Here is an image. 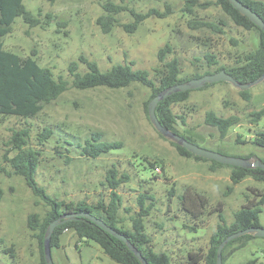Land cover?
I'll return each mask as SVG.
<instances>
[{
	"label": "rangeland",
	"instance_id": "obj_1",
	"mask_svg": "<svg viewBox=\"0 0 264 264\" xmlns=\"http://www.w3.org/2000/svg\"><path fill=\"white\" fill-rule=\"evenodd\" d=\"M103 1L24 0L27 9L49 22L31 27L21 16L16 17L12 31L2 38L4 47L23 57L35 54L42 66L52 69L55 78L63 76L71 82L69 64L79 61L80 55L96 61L102 71L114 64L132 62L134 69L148 70L157 81L156 69L163 66L158 53L166 44L172 48L166 61L177 58L181 76L204 75L206 71L213 73L219 65H236L245 53L259 45V31L237 25L214 0H198L213 3L206 8L195 6L191 13L186 10L187 0H112L140 12L151 8L165 11L171 5L168 16L152 15L133 33L120 25L103 32L97 23L104 13ZM47 13L51 14L49 19L45 17ZM116 17L121 23L133 21L129 11ZM191 20L214 22L222 31L192 28ZM208 53L215 55L217 64L209 63ZM86 70L87 66L79 61L78 71ZM249 89L250 100L244 99L241 89L227 81L193 89L186 101L173 105L179 117L176 129L201 147L227 155L264 159V146L252 142L258 133L264 132V116L257 122L251 116L253 111L264 108V80ZM150 94L151 89L139 82L121 88L78 89L70 85L58 99L44 104L35 116L0 114V264H40L39 242L36 231L29 227L28 217L30 213L43 216L47 210L23 176L7 174L12 171L6 157L13 129L30 130V146L41 151L36 178L59 199L107 202L110 193L105 183L107 170L116 165L120 172L129 173L131 179L119 188L123 197L119 211L121 224L131 228L130 215L139 210L140 193L153 195L154 199L147 201L154 202V207L146 218V229L152 247L159 253L170 254L172 264H187L190 252L207 251L210 236L220 222L219 212L231 222L235 210L250 200L258 201L260 196L254 191L264 194L263 180L247 177L233 184L230 167L211 170L210 161L181 155L171 138L162 136L145 112L144 102ZM210 110L224 117L235 114L241 120L221 137L219 130L205 121ZM45 126L54 132L41 144L38 134ZM93 131L101 132L105 140H122L123 148L97 158L81 155L80 144ZM238 138L248 142H240ZM188 187L209 198L208 209L201 219H192L180 208L177 195ZM172 188L174 193L170 195ZM260 222L264 227V206ZM193 226L196 230H192ZM65 232L61 246L52 249L56 264H119L96 242L81 241L71 230ZM5 248L12 251L5 252ZM254 257L264 261L263 237L247 240L244 247L229 254L225 264H242ZM199 264H205L204 259Z\"/></svg>",
	"mask_w": 264,
	"mask_h": 264
},
{
	"label": "trees",
	"instance_id": "obj_2",
	"mask_svg": "<svg viewBox=\"0 0 264 264\" xmlns=\"http://www.w3.org/2000/svg\"><path fill=\"white\" fill-rule=\"evenodd\" d=\"M123 1V0H122ZM254 11L264 18V1L263 0H241ZM212 1L199 2L198 0H187L186 10L193 12L195 6L208 7ZM224 12L239 26L245 29H257L259 31V45L255 50L245 53L239 60L240 63L227 67L219 65L214 72L226 69L239 82L246 83L258 79L264 74V31L252 22L246 15L237 10L229 0H214ZM104 13L97 18L104 33H108L115 25L122 26L127 32L133 33L138 26L148 17L157 15L160 18L168 16L172 12L171 5H167L165 11L151 8L146 12H140L123 3H116L112 0L102 2ZM129 11L133 16V21L121 23L116 17L117 14ZM21 16L23 20L31 27L47 24L39 15L36 16L31 10L27 9L24 0H0V114L17 115L21 117H31L37 115L44 104L51 103L58 99L70 85L78 89H89L98 86H107L110 88H121L130 86L134 82H139L151 89L150 97L144 102V109L148 115V103L161 90L179 82L186 81L190 78L199 77L203 74L195 73L191 76H181V66L177 58L166 61V55L171 52L170 44L160 48L158 57L163 63L158 71V80H154L146 69H134L131 63L114 64L106 71H102L96 61L89 59L85 55L79 56V61L87 66L84 73L78 71L79 61H72L69 64V72L72 76L71 82L59 76L55 78L52 69L48 66H42L35 54L23 57L18 53L7 50L4 47L2 38L12 31V24L16 17ZM46 19L51 17L50 13L46 14ZM66 24V23H63ZM192 28L207 27L215 31H222L218 24L207 21H190ZM210 64H217L215 55L206 54ZM211 73L206 71L204 74ZM212 83L206 84L204 87ZM192 90L176 92L165 99L161 100L156 108V113L161 123L181 134L175 127L178 115L173 111V105L186 101ZM241 96L251 99L250 89L240 90ZM149 116V115H148ZM251 116L253 121H259L264 116V108L259 111H253ZM238 115L227 117L218 116L214 111H207L205 121L208 125L214 126L219 130L220 136L225 137L229 129L240 122ZM53 129L45 126L38 134L39 143L43 144L53 135ZM183 135V134H181ZM163 136V135H162ZM184 136V135H183ZM188 140L194 142L192 137L185 136ZM239 138L241 136L239 135ZM238 140L248 142L247 140ZM30 130L28 128L13 129L7 145H9V155L6 157L7 162L12 167V171L7 174H16L24 177L28 187L35 196L39 197L47 206L43 216L38 213H30L28 217L29 227L36 231V237L39 242L41 261L40 264H46L44 256V235L50 222L57 219L64 213L68 212H90L103 219L109 226L125 234L129 240L143 253L149 264H172L170 254L157 252L151 245L152 238L146 229V218L151 214L154 202L147 203L154 196L149 193H140L137 201L139 210L130 215L131 228L124 227L119 216L120 208L123 205V197L119 192L120 186L128 182L131 176L127 172H120L116 165L110 167L105 176V183L110 190L109 200L106 202L101 199L97 203H87L85 201H65L51 195L47 189L40 185L37 178V170L41 161V151L29 144ZM253 143L264 146V132L258 133L253 139ZM171 143L177 148L178 152L186 157H194L197 160L210 161L211 170L219 167L228 166L231 168L230 178L233 184H238L247 177L255 180L264 181V169L260 167L246 168L223 164L215 160H210L196 155L177 144ZM124 146L122 140H105L103 134L99 131H93L83 143L80 144L81 155L97 158L103 154L110 153L113 150L121 149ZM15 151L14 154H11ZM245 157H250L246 155ZM264 161V159H261ZM150 166H155L152 162L147 161ZM156 168V167H155ZM5 170V169H2ZM254 190V189H253ZM260 196L258 201L250 200L249 204L233 212V219L228 222L225 215L219 212L220 222L212 232L209 239L207 251L203 254L201 251L190 252L187 264H199L204 259L205 264H216L217 251L222 241L230 234L246 229L249 227L262 226L260 222V213L264 206V194L260 191H254ZM174 188L169 191L173 195ZM180 208L186 212L192 219H201L206 213L209 205V198L200 191L188 187L182 193L177 195ZM129 210V209H128ZM196 230L197 227H191ZM67 230L74 231L81 241H94L103 249L104 253L119 264H142L135 253L129 249L127 244L118 237L107 232L96 223L85 217L64 222L57 226L52 235L51 246H61V236ZM254 234L248 233L232 239L223 249V261L225 264L229 254L246 245L247 240L256 238ZM264 238V237H263ZM2 241V239H0ZM236 243L238 246L231 248ZM5 252H11V248H5ZM242 264H264L258 257L251 258Z\"/></svg>",
	"mask_w": 264,
	"mask_h": 264
},
{
	"label": "water",
	"instance_id": "obj_3",
	"mask_svg": "<svg viewBox=\"0 0 264 264\" xmlns=\"http://www.w3.org/2000/svg\"><path fill=\"white\" fill-rule=\"evenodd\" d=\"M229 1L237 10H239L243 15H246L252 22H254L264 31V18L259 13L254 11L250 6H248L241 0H229ZM261 80H264V74L258 79H255L250 82L242 83L239 82L235 77H233L228 71H226V69H221L213 73H207L199 77L190 78L186 81L171 85L161 90L158 94H156L148 103V115L155 128L163 136L170 137L172 141L185 147L186 149H188L189 151H191L196 155L232 166H240L246 168L260 167L264 169V161L261 160L260 158L254 159L252 157L227 155L218 151L210 150L199 146L198 144L188 140L185 136L176 133L175 131L171 130L168 127H165L159 120L156 113V108L159 102L176 92L199 89L204 87L208 83H215L219 81H227L239 87L241 90H246L251 88L253 85H255L257 82ZM79 217H85L89 219L90 221L96 223L107 232L111 233L112 235L124 241L129 247V249L135 253V255L142 262V264H149L143 253L135 246V244H133L129 240V238L125 234L113 228L112 226H109L100 217H97L96 215L86 211L64 213L60 217L49 223L44 235V242H43L46 264H56L52 256V246H51L52 235L55 228L63 224L64 222L75 220L78 219ZM248 233L254 234L255 236L258 237H264V227L263 226L249 227L246 229L236 231L230 234L228 237H226L218 248L216 264H224L223 249L232 239Z\"/></svg>",
	"mask_w": 264,
	"mask_h": 264
},
{
	"label": "built area",
	"instance_id": "obj_4",
	"mask_svg": "<svg viewBox=\"0 0 264 264\" xmlns=\"http://www.w3.org/2000/svg\"><path fill=\"white\" fill-rule=\"evenodd\" d=\"M155 169H156V170H159V168H158V167H156Z\"/></svg>",
	"mask_w": 264,
	"mask_h": 264
},
{
	"label": "crops",
	"instance_id": "obj_5",
	"mask_svg": "<svg viewBox=\"0 0 264 264\" xmlns=\"http://www.w3.org/2000/svg\"><path fill=\"white\" fill-rule=\"evenodd\" d=\"M70 230H68V232H69ZM72 231V230H71ZM66 234H67V232H65Z\"/></svg>",
	"mask_w": 264,
	"mask_h": 264
}]
</instances>
